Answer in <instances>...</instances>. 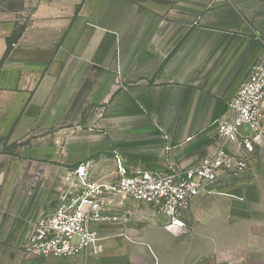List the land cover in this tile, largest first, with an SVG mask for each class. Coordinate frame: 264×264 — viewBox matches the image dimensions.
Wrapping results in <instances>:
<instances>
[{"label":"crops","instance_id":"crops-1","mask_svg":"<svg viewBox=\"0 0 264 264\" xmlns=\"http://www.w3.org/2000/svg\"><path fill=\"white\" fill-rule=\"evenodd\" d=\"M263 40L264 0H0V137L12 146L0 154V241H15L0 243V264H66L25 259L19 245L79 166L111 181L116 153L128 170L214 154V120ZM186 214L203 225V262L264 264V142L241 179Z\"/></svg>","mask_w":264,"mask_h":264},{"label":"built area","instance_id":"built-area-1","mask_svg":"<svg viewBox=\"0 0 264 264\" xmlns=\"http://www.w3.org/2000/svg\"><path fill=\"white\" fill-rule=\"evenodd\" d=\"M263 54L249 70L228 115L214 120L221 145L199 164L164 170H128L116 153V177L94 180L85 165L35 221L20 242L25 259L72 258L103 251L104 243L125 236L134 205L167 218L172 228L185 226V214L199 199L217 191L223 180H239L250 169L252 154L264 142ZM71 179V180H72ZM119 230V232L117 231Z\"/></svg>","mask_w":264,"mask_h":264},{"label":"rangeland","instance_id":"rangeland-1","mask_svg":"<svg viewBox=\"0 0 264 264\" xmlns=\"http://www.w3.org/2000/svg\"><path fill=\"white\" fill-rule=\"evenodd\" d=\"M6 3L11 8H17L21 5V0H6ZM11 150L12 146L8 144L7 139L0 137V154ZM138 206V209L133 206V214L123 230L125 236L105 242L103 251L99 254L58 259L65 260L66 264H145L138 250L142 244H146L153 258L154 251L158 252L160 264H215L213 259L203 262L204 240L199 234H193L202 231L203 225L199 220L193 222L190 216H186L185 226L172 228L167 224V218L157 215L149 207ZM213 241L216 242L213 245L217 247L220 240ZM13 242L15 241H0L4 246L13 245ZM156 260L159 264L157 258ZM152 263L151 260L147 264Z\"/></svg>","mask_w":264,"mask_h":264},{"label":"trees","instance_id":"trees-1","mask_svg":"<svg viewBox=\"0 0 264 264\" xmlns=\"http://www.w3.org/2000/svg\"><path fill=\"white\" fill-rule=\"evenodd\" d=\"M20 34H21V31L18 30V32H16L11 38L8 39V49H7L6 54L10 51L12 44L18 40V38L20 37Z\"/></svg>","mask_w":264,"mask_h":264}]
</instances>
